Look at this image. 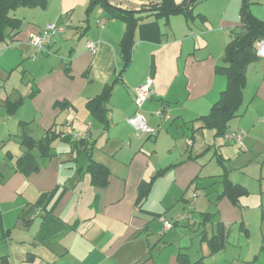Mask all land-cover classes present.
Wrapping results in <instances>:
<instances>
[{"label": "crops", "instance_id": "crops-1", "mask_svg": "<svg viewBox=\"0 0 264 264\" xmlns=\"http://www.w3.org/2000/svg\"><path fill=\"white\" fill-rule=\"evenodd\" d=\"M89 1L42 0L23 6L29 10L21 18L12 14L21 21L18 27L6 30L0 41L19 40L26 23L23 32L28 34L48 24L63 25L64 32L52 37L48 49L67 48L70 59L37 78L36 89L25 95L3 98L0 92V264H203L205 257L217 253H211L209 244L215 235L225 237L223 251L235 226L249 241L252 224L261 231L254 255L258 260L264 252V64L257 61L248 67L239 116L228 123V130L245 131L246 150L217 138L214 130L197 129L200 123L195 121L208 115L226 88V79L215 68L223 62L230 31L240 25L242 0H206L209 12L200 8L197 13L193 7L189 17L139 20L130 62L118 82L114 79L122 66L119 48L125 23L96 5L102 15L93 17L90 26L88 17L96 6L87 13ZM108 2L124 11L147 5V0ZM253 2L251 13L264 22V13L256 9L261 0ZM77 8L85 14L76 26L70 25L74 34L63 20L73 23ZM88 43L95 44L94 53ZM148 78L153 95L139 108L135 91ZM110 85L101 121L88 103ZM6 101H20L13 114L4 107ZM160 108L170 119L155 117ZM136 112L157 129L154 136L138 134L128 124ZM49 129L60 137L46 154L21 144L26 135L40 140ZM74 134L86 136V144L75 145ZM209 154L220 172H209L212 161L210 175L205 174ZM92 162L107 170L103 186L92 182ZM143 181L152 184L137 206ZM209 182L217 183L215 192L202 191L205 196L197 195L190 203L194 193L189 195V189L195 185L194 190H201ZM228 182L241 185L246 194L236 202L221 196ZM188 212L199 251L182 237L187 223L179 220ZM160 218L172 222V228L163 231ZM235 255L227 256L226 264L255 262Z\"/></svg>", "mask_w": 264, "mask_h": 264}, {"label": "trees", "instance_id": "trees-1", "mask_svg": "<svg viewBox=\"0 0 264 264\" xmlns=\"http://www.w3.org/2000/svg\"><path fill=\"white\" fill-rule=\"evenodd\" d=\"M42 0H0V41L4 39L6 30L17 28L21 21L15 18L11 11H14L19 6H35L41 3ZM201 0H183L181 3H175L174 0H147L145 8L139 11H124L118 8L112 7L108 0H90L87 7V13L96 5L103 6L108 13L114 18H118L125 23V32L120 41V56L122 59V66L118 73L115 75L114 82L121 80V76L126 70L132 54L134 45V29L139 20L153 16L156 18L167 19L170 15L183 14L186 17L190 16L188 9H192ZM201 21L206 19L201 16ZM240 25L233 28L230 31V39L225 45L224 54L222 58V64L216 66V73L223 76L226 79V88L221 92L219 99L215 102L208 115L201 116L195 121L199 122L197 129H211L214 130L217 138H223L226 142H234L240 147L243 146V137L245 131L238 129L236 131L228 130L229 122L239 116L242 104L243 95L247 82V70L248 67L258 60L256 54L255 43L259 39H264V22L256 18L248 9V0H242V4L239 10ZM13 27V28H11ZM261 59V58H260ZM263 60V59H262ZM112 90V85L106 87L103 92L89 101L88 105L92 104V111L94 117L98 120H104L105 103ZM35 93H31L28 97L31 98ZM20 101L4 103L8 114H13ZM60 105H66L65 102H61ZM169 114V113H168ZM156 117V116H155ZM162 120V118H159ZM170 119V115L168 118ZM194 122V121H193ZM192 123V122H191ZM194 130V128H192ZM227 135H232L233 139L228 140ZM241 136V144L235 142L237 136ZM56 137H60V134L54 133V130H48L45 137L40 140H34L30 136L26 135L21 144L27 146V148H37L47 153L51 146V143ZM151 137V136H149ZM65 140L70 138L65 135L62 137ZM86 139L75 140V145L86 144ZM91 150V149H90ZM87 150V155L91 156V151ZM89 174L92 178V182L95 185L103 186L106 181L107 170L101 164L92 162L88 166ZM161 173H158V175ZM152 182L143 181L138 187L137 193V206H140L146 199ZM246 189L241 185L232 184L230 182L224 183L223 192L221 196L228 197L232 202H236L237 199L246 194ZM206 215V214H205ZM203 217L206 219L207 216ZM261 219L264 220V210L261 212ZM226 239L223 236L215 235L210 240V251L215 253L224 248ZM260 251H264V246ZM252 263V262H251ZM245 263V264H251ZM195 264H202V260H199Z\"/></svg>", "mask_w": 264, "mask_h": 264}, {"label": "rangeland", "instance_id": "rangeland-1", "mask_svg": "<svg viewBox=\"0 0 264 264\" xmlns=\"http://www.w3.org/2000/svg\"><path fill=\"white\" fill-rule=\"evenodd\" d=\"M51 3V0H50ZM201 3V4H200ZM210 2L206 0H201L198 2L195 6V12L198 13L200 8H204V10H207L208 12L211 9ZM253 0H248V9L250 10V6L253 4ZM261 6L256 8L257 10H260L262 14L264 13V0H261ZM263 3V4H262ZM200 6L198 7V5ZM39 8V7H38ZM40 9V8H39ZM29 9L25 8L23 6L16 8L14 11H11L10 14H15L17 17L21 18L22 12L25 13ZM102 8L100 6H96L94 10H92L89 14L88 19H90V26H94V23L92 21V18L97 15H102ZM84 9L80 10L79 8L75 11V19L72 22H69L68 20H63V23H66L68 31L70 33L76 32L75 28L72 29V27L76 26V21L84 17ZM239 14V13H238ZM86 17V16H85ZM80 18V19H78ZM87 18V17H86ZM23 25L21 27V32L18 34L19 40H11V38L6 37L5 41L0 45V92L3 93L4 97H12L14 99V96H20L25 95L26 93H29L32 89H36V81L37 78H40L43 74H48L49 70L53 68V71L56 70L58 67L61 66L63 63H68L69 58L67 57L68 49H47L43 52H38V50L31 45L29 41V34L23 32V27L26 26ZM83 41V40H81ZM81 41H76V43L79 45ZM50 47V46H49ZM35 57V58H34ZM34 58V59H33ZM258 62L264 64V60L258 58ZM256 61V62H257ZM255 63V62H254ZM30 113V110L27 111ZM235 145V144H234ZM238 147L240 150V147ZM243 150H246L245 147H242ZM215 157H211V155H207L206 159L204 161L205 164V174L210 175V173H218L221 171V167L217 165L214 162ZM213 161V166L211 167V171L208 172V168L210 164ZM202 179H204L202 177ZM209 179L214 181V177H209ZM195 188V185L193 186ZM194 188L189 189V195L193 194V198L190 201V203H194L197 195H199L201 198L205 196V194L202 191H208L209 193H214L215 189L218 188L217 183H208L205 185L201 190H194ZM255 197L257 194H252V196ZM192 206V205H190ZM182 219L180 221H186L187 225H185V232L183 233L182 237L185 236L186 244L189 245L191 248H195L196 251L200 250L199 246V239L195 235L193 229L191 228L190 223L193 221L192 219V213H184L181 215ZM173 219V218H172ZM256 216H250V220L253 222ZM155 221L154 219H151L150 222ZM172 223V222H171ZM159 228V226H158ZM255 228H258L255 230ZM261 231L259 229V225L252 224V230L250 233L249 241H247L246 236L239 231L238 226H235L231 233H229L228 237V245L226 247V250L219 251L212 256L205 257L203 264H226L225 260L228 258L230 254H236L238 257L249 258L248 260L255 259V254L258 252L259 249V239H260ZM245 236V238H244ZM245 239V240H244ZM204 252V251H203ZM205 254V252H204ZM194 254L193 256H195ZM254 256V257H253ZM227 264H242V260H233L230 263ZM253 264H264V252L259 255L258 260L255 259V262Z\"/></svg>", "mask_w": 264, "mask_h": 264}, {"label": "built area", "instance_id": "built-area-1", "mask_svg": "<svg viewBox=\"0 0 264 264\" xmlns=\"http://www.w3.org/2000/svg\"><path fill=\"white\" fill-rule=\"evenodd\" d=\"M105 21L101 22V24H104ZM65 30L63 25H55V24H48L44 29H42L40 32L37 33H30L28 38L38 52L46 51L51 43V39L54 35L58 33H63ZM256 46V54L259 58L264 60V39H259L255 43ZM87 49L94 53L96 50V46L94 43H88ZM153 95V89H152V80L146 79L145 82L136 88L135 91V102L137 107H141V105L148 99H150ZM154 115L157 118H168L169 114L168 111L160 108L157 109L154 112ZM127 122L130 126H132L135 131L138 134H141L143 136H154L156 134L157 129L154 127H151L147 124V121L145 120L144 116L140 112H136L132 117L127 119ZM86 136L79 137L78 135L74 134L73 139L74 140H80L84 139ZM226 138L228 140H232V135H227ZM235 142L241 144V136H237L234 140ZM163 224V231L168 230L172 228L173 224L169 221H166L164 218L159 219Z\"/></svg>", "mask_w": 264, "mask_h": 264}]
</instances>
